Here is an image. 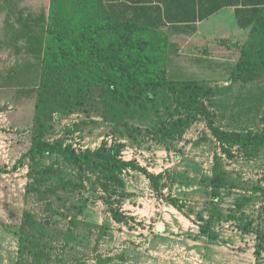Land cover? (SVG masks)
I'll use <instances>...</instances> for the list:
<instances>
[{
  "label": "rangeland",
  "instance_id": "1",
  "mask_svg": "<svg viewBox=\"0 0 264 264\" xmlns=\"http://www.w3.org/2000/svg\"><path fill=\"white\" fill-rule=\"evenodd\" d=\"M79 2L33 0L31 11L48 9V15L58 17L51 20L61 22L68 15L85 14ZM220 17L231 19L224 29L214 23ZM236 27L227 10L190 37L161 35L180 49L169 64L171 80L182 89L189 87L192 102L204 103L210 117L178 109L174 94L166 90L160 92L156 113L149 102L126 105L108 88L95 87L83 93L75 113L53 123L49 141L61 140L77 150H95L104 141L125 143L126 160H137L149 173L161 175L156 190L144 174L125 173L127 197L119 220L99 194L85 193L76 236L58 253V264H264V247L255 233L259 215L264 219V146L223 149L210 127L212 118L222 131L264 129L263 70H251L255 80L249 82L231 76L242 47L255 44ZM262 47L260 36L253 48ZM22 60L9 50L0 52V70ZM193 87L199 90L193 92ZM36 100L35 90L0 89V168L6 169L0 173V264L17 261L15 232L26 208L29 167L15 166L32 146ZM218 176L225 182H214ZM170 198L179 200L181 210Z\"/></svg>",
  "mask_w": 264,
  "mask_h": 264
},
{
  "label": "trees",
  "instance_id": "2",
  "mask_svg": "<svg viewBox=\"0 0 264 264\" xmlns=\"http://www.w3.org/2000/svg\"><path fill=\"white\" fill-rule=\"evenodd\" d=\"M78 7L84 15H68L61 22L51 20L52 14L46 11L25 17L23 10L16 9L7 16L0 37V52L9 50L23 58L0 70V89L27 88L37 93L32 146L15 166L26 163L29 167L26 208L15 232L16 264L60 263L58 253L65 251L79 228L85 193L99 194L119 220L127 197V171L144 174L159 190L161 175L149 173L137 160H126L125 143L104 141L95 150H77L61 140L46 139L55 121L78 110L84 92L108 88L115 100L126 105L146 101L158 113L157 99L166 90L174 94L178 109L210 117L204 103L192 102L189 87L182 89L171 80L169 64L180 49L161 35L190 37L200 23L226 8L235 9L237 26L255 43L242 47L243 56L231 68V76L249 82L255 80L254 74H248L251 70L264 72V47L253 48L260 36L264 38V0H80ZM212 121L210 127L223 149L264 146V129L261 133L227 132L215 128ZM214 182L225 181L218 176ZM168 202L181 210L178 199ZM256 223L257 240L264 247L261 215ZM256 253L261 256L259 250Z\"/></svg>",
  "mask_w": 264,
  "mask_h": 264
},
{
  "label": "crops",
  "instance_id": "3",
  "mask_svg": "<svg viewBox=\"0 0 264 264\" xmlns=\"http://www.w3.org/2000/svg\"><path fill=\"white\" fill-rule=\"evenodd\" d=\"M32 5H33V0H0V15L2 14L3 15L2 17H4L3 18L4 26H5L7 16L10 15L11 11H13V13H15L14 11H16V9L23 10L25 12V17H27L28 14L42 13V12H45L48 10V9L42 10L41 12L31 11ZM227 10H229L234 15V10H235L234 8H226V9L222 10L220 13H218L217 15H219V14H221ZM217 15H215V16H217ZM215 16H213L212 18H214ZM230 20L231 19H229V17H222V18L220 17L214 23L215 24L217 23L218 26H221V27H219V29H224L228 26L226 23H228ZM235 22H236V20H235ZM205 23L206 22L200 23L199 28H201V26H203ZM232 25H233V23H232ZM236 28H237V30L241 31V29H238L239 28L238 26ZM0 37H2V35H0Z\"/></svg>",
  "mask_w": 264,
  "mask_h": 264
}]
</instances>
